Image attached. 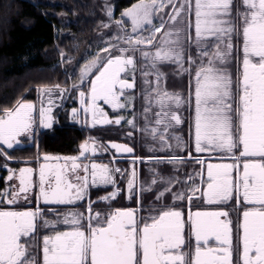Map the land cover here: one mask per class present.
<instances>
[{
  "label": "snow or ice",
  "instance_id": "obj_1",
  "mask_svg": "<svg viewBox=\"0 0 264 264\" xmlns=\"http://www.w3.org/2000/svg\"><path fill=\"white\" fill-rule=\"evenodd\" d=\"M104 10L107 22L100 26L115 25V31L79 67V84L74 81L72 88L80 109L72 110L73 119L82 110L86 123L91 115L90 127L124 121L159 145L149 151L169 153L134 161L175 166L186 163V157L171 153V141L184 150L174 130L184 123L179 110L187 108L193 112L195 152L219 153L231 162L195 157L201 168L187 175L192 183L186 191H173L179 177L155 169H150L151 182L143 183L133 167L127 178L130 200L135 197L139 204L138 193L160 186L155 189L160 204L147 216L139 207L93 208L94 203L111 205L118 193L93 201L91 189L115 187L114 174L125 170L83 163L98 151L91 138L79 146L78 156L44 154L38 169H9L6 179L17 180L18 186L0 190V264H264V0H136L120 19H114L110 5ZM169 66L175 75L189 77L187 94L169 91ZM137 73L143 85V127L135 113L128 119L121 112L135 106ZM85 83L87 91L80 87ZM67 91L60 84L40 85L39 107L18 99L4 108L0 145H20L19 138L33 133L37 123L51 128L58 106L53 96L62 99ZM103 105L121 115L110 119ZM110 149L134 151L115 142L104 150ZM0 155L11 158L3 151ZM33 198L35 207L21 204ZM194 200L209 207L193 210ZM41 204L73 207L56 212Z\"/></svg>",
  "mask_w": 264,
  "mask_h": 264
},
{
  "label": "trees",
  "instance_id": "obj_2",
  "mask_svg": "<svg viewBox=\"0 0 264 264\" xmlns=\"http://www.w3.org/2000/svg\"><path fill=\"white\" fill-rule=\"evenodd\" d=\"M134 2L136 0H0V112L12 108L18 99L37 95L40 85L68 87L85 58L101 46L102 39L114 32L115 27L100 26L102 21L107 22L105 5L113 8L114 18L118 19ZM140 78L137 77V92L143 87ZM175 80L174 76H167L168 89H181L180 79ZM134 108L142 124L141 99L135 101ZM61 136L60 145L70 139L71 134L64 132ZM110 191L103 190L99 196ZM126 198L125 190L111 205L98 204L95 209L126 208ZM152 203H156L155 187L153 191L142 192L140 205L135 197L131 205L140 207L141 215L145 216Z\"/></svg>",
  "mask_w": 264,
  "mask_h": 264
},
{
  "label": "flooded vegetation",
  "instance_id": "obj_3",
  "mask_svg": "<svg viewBox=\"0 0 264 264\" xmlns=\"http://www.w3.org/2000/svg\"><path fill=\"white\" fill-rule=\"evenodd\" d=\"M72 83L73 81H70V84ZM80 87L82 90L87 91L88 85L87 83H85L83 86ZM66 88L68 89L67 91L68 94L66 93L62 99L58 98V95L53 96L55 104L58 106L54 107L52 111L53 123L51 128L40 127L39 124L37 123L33 133L29 134V136H24L19 138L22 141L20 145L14 146L12 149H8L6 146L0 145V151L6 153L8 157H11V158H6L5 155H0V190H3L8 187L18 186L17 180L14 179L12 181H8L6 179L7 176L9 175V169L17 170V172L20 168L23 167H32L33 169H38L39 164L43 162L42 157L44 154H48L54 157L78 156L79 146L82 143H84L86 140H89V138L96 141L95 146L97 147L98 151L95 155L89 154V159L83 160V163L90 164L92 162H95L98 164H108L112 168L118 167L125 170L123 174H119V173L114 174L116 179V185L115 187L109 186L107 189H111V191L104 195H108L111 192H117L118 193V195L116 196L117 198L126 190L128 197L129 193L127 190V178H128V174L131 173V171L133 170V167L136 168L141 182L143 179H145V182L148 180L150 183L153 173L150 171L152 175L149 176L145 168H147V166L152 164L153 162L148 159H145L143 162L134 161V157H142V154L147 152L146 148L151 146L152 139H147L146 137H143L144 140H146L145 142H143L142 138H140L142 136L140 131H135L133 129H130V127H126L124 121H121L120 125H115L113 123L111 125H97L95 127H90L89 124L91 123V115L89 114L87 116L86 118L87 123H86L85 118L82 114V110H81V116L78 119L74 120L72 116V110L80 109V98L78 95V91L72 89L70 85ZM134 91L135 94L138 95L136 89ZM169 91H184V90L169 89ZM184 92L185 94H187V86ZM23 99L34 102L36 103L37 107H39L38 95ZM103 107L110 119L114 120L119 115H121V112L125 116L124 110H121V112H117V111H113L107 105H103ZM132 110H134L133 113L137 115L136 118L137 125L143 126L144 121L142 124H140L139 113H137L134 107ZM178 114L182 117L184 123L178 126L174 131H176L178 135L182 136L183 141L185 142V147L183 151L185 156L188 157V151L191 150L192 152L196 153L194 150L193 137L190 134L191 132L190 121L193 116V112L190 109L182 108L179 110ZM149 117L151 118V114L149 115ZM64 132H66L67 134H71V136L70 139L64 140V144L60 145V142L63 139L61 133ZM129 132L133 133L132 136L127 135V133ZM125 135H127L130 138H128ZM110 142H123L128 144L129 146L134 148L135 156L118 157L116 156L115 151L112 149H110L109 151H105L104 149L106 147L109 148L108 143ZM171 143H172V147L176 146L174 145L175 144L174 141H171ZM156 144L157 143H155V145ZM196 154L197 157H200L202 159L204 158L206 162H211V163L231 162L230 159L224 158L222 154L219 153H216L215 155H208V153H196ZM50 163L55 164V161H51ZM158 165L162 167H164L165 165V167H167V164H158ZM163 173L165 175L176 176L171 169ZM103 190L106 189L92 188L91 196H90L91 200L96 201L98 199L96 198L97 194L99 195V192H103ZM138 194L139 196H141L142 193H138ZM129 200L130 199L126 198L127 207H133V205H131L133 199H131L130 202H128ZM21 204L25 207L33 208L36 206V201L33 198V203L25 205L24 202L22 201ZM98 204L108 206V204L105 203H98ZM98 204L94 203L93 208L95 209V206ZM2 206L9 207L8 205H2ZM40 207H42L45 210L51 208L54 209L56 212H62L73 206L41 204ZM196 208H198V206L194 207L193 210H196ZM202 208H208V207L203 205ZM80 210L83 211V208H80ZM48 216L49 218H55V214L53 212H49ZM40 256L42 257V253H40Z\"/></svg>",
  "mask_w": 264,
  "mask_h": 264
},
{
  "label": "rangeland",
  "instance_id": "obj_4",
  "mask_svg": "<svg viewBox=\"0 0 264 264\" xmlns=\"http://www.w3.org/2000/svg\"><path fill=\"white\" fill-rule=\"evenodd\" d=\"M113 9V8H112ZM170 11V8H166L165 10H164V13L165 14H167L168 12ZM113 16H114V10H113ZM121 18V17H120ZM120 18H118V19H120ZM115 19V18H114ZM129 25H130V21L129 22H127ZM112 27H115V25L114 26H112ZM114 31H115V29H114ZM96 51H93V52H91L90 54H94ZM89 57V55L85 58V59H87ZM85 61V60H84ZM84 63V62H83ZM83 63H82V65H81V67L83 66ZM165 71L167 72V75L168 76H174V78L177 80L178 78L180 79V83H181V89H183V87L185 86H187L188 85V80H189V77L187 76V75H183V76H181V75H175L174 74V72H175V69H174V67H171V66H169V67H166L165 68ZM79 76V70H78V72H76V74L73 76V78H71V81H75L77 84H79V80L77 79V77ZM137 76L139 77L140 75H139V73H137ZM141 79V78H140ZM176 80H175V82H176ZM174 82V83H175ZM73 84V83H72ZM72 84H70V86H71V88H72ZM84 85V84H83ZM83 85H81V86H83ZM73 89V88H72ZM185 93V92H184ZM68 94V93H67ZM137 94L138 95H136V97H138V99H140L139 97L141 96V92L139 91V92H137ZM137 99V100H138ZM133 109V108H132ZM130 110V111H125V117L126 118H128V119H131L132 118V113L134 112V110ZM150 115V114H149ZM141 117H143V115H140ZM136 118H137V115H136ZM143 119H144V117H143ZM125 125H126V127H130L127 123H125ZM139 127H143V126H139ZM130 129H132L131 127H130ZM133 130H135V129H133ZM135 131H137V130H135ZM141 133V132H140ZM141 137L140 138H142V141L143 142H145L146 140H144V138L143 137H146V136H144L143 135V133H141ZM125 136H127V135H125ZM128 137V136H127ZM128 138H130V137H128ZM147 139H151L150 137H146ZM174 141V140H173ZM174 143H175V141H174ZM173 143V144H174ZM175 145V144H174ZM151 146L153 147V148H158V144H156L155 145V142H151ZM146 150H147V152H145V153H143L142 154V157H145V158H147V157H150V156H166V155H168L169 153H165V152H160V151H149V147H147L146 148ZM171 153L172 154H176V155H178V156H182V157H186L185 156V154H184V151H180V150H178L177 148H176V146L175 147H172V149H171ZM189 153H190V155H191V157L192 158H187L186 157V163L185 164H183V165H175V166H173V165H171V164H167V167H165V165H164V167H162V166H159L158 164H157V162L155 161V160H151L153 163L152 164H150V165H148L147 166V168H145L146 170H147V173H148V175L150 176V175H152V173H150V169H155L157 172H160V171H163V172H165V171H167V170H172V172L174 173L175 171H174V167L175 168H178L179 169V171H176L174 174L177 176V177H179V179H180V183H177V185L175 186V188L173 189V191H178V190H187V188H188V185L190 184V183H192V181H187V175L188 174H192V175H195L199 170H200V168H201V165H199V164H197L196 162H195V157H197V154L196 153H194V152H192L191 150L190 151H188V155H189ZM216 153H212L211 155H215ZM208 155H210L209 153H208ZM204 159V158H203ZM162 167V168H161ZM186 178V179H185ZM142 182L143 183H146L145 182V179H143L142 180ZM197 182H198V180H197ZM155 187L156 188H158V187H160L159 185H155ZM155 188V189H156ZM176 189V190H175ZM145 192H150V191H145ZM170 195V194H169ZM129 196V195H128ZM128 198V197H127ZM129 199V198H128ZM128 202H130V200L128 201ZM164 203H166V204H171L172 202H171V200L170 199H165V201H164ZM159 204H160V201H157L156 200V203H152V205H151V208L153 207V206H159ZM199 207V206H203L202 204H201V202L200 201H198V200H194L193 201V203H192V208H194V207ZM206 207H209V206H207V205H205ZM185 211H186V209H185ZM148 215V212L146 213V215L145 216H147Z\"/></svg>",
  "mask_w": 264,
  "mask_h": 264
},
{
  "label": "water",
  "instance_id": "obj_5",
  "mask_svg": "<svg viewBox=\"0 0 264 264\" xmlns=\"http://www.w3.org/2000/svg\"><path fill=\"white\" fill-rule=\"evenodd\" d=\"M112 143V142H110ZM110 143H108V146L110 148ZM115 143H120V144H126V143H123V142H115ZM128 145V144H127ZM129 146V145H128ZM131 147V146H130ZM115 151V154L116 156L118 157H134L135 156V150L132 152V153H117L115 149H112Z\"/></svg>",
  "mask_w": 264,
  "mask_h": 264
},
{
  "label": "crops",
  "instance_id": "obj_6",
  "mask_svg": "<svg viewBox=\"0 0 264 264\" xmlns=\"http://www.w3.org/2000/svg\"><path fill=\"white\" fill-rule=\"evenodd\" d=\"M237 2H238V0H237Z\"/></svg>",
  "mask_w": 264,
  "mask_h": 264
}]
</instances>
